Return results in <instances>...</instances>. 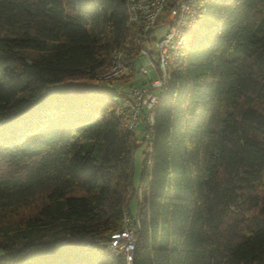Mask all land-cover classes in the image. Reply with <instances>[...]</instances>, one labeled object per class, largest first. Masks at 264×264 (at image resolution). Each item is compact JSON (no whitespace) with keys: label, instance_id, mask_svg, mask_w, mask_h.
<instances>
[{"label":"trees","instance_id":"16d2710c","mask_svg":"<svg viewBox=\"0 0 264 264\" xmlns=\"http://www.w3.org/2000/svg\"><path fill=\"white\" fill-rule=\"evenodd\" d=\"M126 2L0 0V264H264V0H201L141 112L139 198L123 91L100 77L120 53L141 81ZM126 215L130 263L109 249Z\"/></svg>","mask_w":264,"mask_h":264},{"label":"built area","instance_id":"2783aa9c","mask_svg":"<svg viewBox=\"0 0 264 264\" xmlns=\"http://www.w3.org/2000/svg\"><path fill=\"white\" fill-rule=\"evenodd\" d=\"M126 7L129 24L140 23L144 28L137 46L140 58L146 59L150 69L138 67L144 78L142 83L129 82L126 86L124 79L131 78V73L119 53L115 55V65L103 69L100 77L117 81L124 96L119 112L130 114L128 127L135 130L143 110L147 121L153 123L154 109L167 85L171 68L184 58L189 35L200 21L201 0H127ZM136 241L130 216L126 215L123 229L111 235L109 249L123 253L130 263Z\"/></svg>","mask_w":264,"mask_h":264},{"label":"rangeland","instance_id":"374dc122","mask_svg":"<svg viewBox=\"0 0 264 264\" xmlns=\"http://www.w3.org/2000/svg\"><path fill=\"white\" fill-rule=\"evenodd\" d=\"M31 55H34L33 52H30ZM146 59L143 58H139V67H145L150 69V66L148 64L145 63ZM152 76H156V74L154 72H151ZM137 78H140L141 81H138L136 84L140 85L143 81V77L140 71H137ZM105 79V78H104ZM107 80V79H106ZM86 82V81H85ZM129 82H133L132 78H127L124 79V83L126 86L129 84ZM135 82V81H134ZM88 83V82H86ZM103 89H107L111 92H118L122 95V92L114 85H105L102 87ZM135 137H136V142H138V148L135 151V155H134V160H135V174H134V181L136 186L138 187L137 190L135 191V198H139L141 195V184L139 182L140 179V175H141V170H142V164H143V159L145 157V153L149 152L150 150V144H149V140H147V132L145 131L144 125L141 123L138 124V126L135 128ZM144 135H146L144 137ZM131 211L132 213H136V200L133 199L131 204ZM34 211L33 206H27L25 208L20 209L18 212L20 213V215H24V214H31ZM19 216V215H18Z\"/></svg>","mask_w":264,"mask_h":264}]
</instances>
